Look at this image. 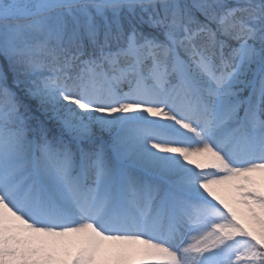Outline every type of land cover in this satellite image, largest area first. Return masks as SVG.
Here are the masks:
<instances>
[{"label": "snow or ice", "instance_id": "6c2138e0", "mask_svg": "<svg viewBox=\"0 0 264 264\" xmlns=\"http://www.w3.org/2000/svg\"><path fill=\"white\" fill-rule=\"evenodd\" d=\"M0 264H264V0H0Z\"/></svg>", "mask_w": 264, "mask_h": 264}, {"label": "rangeland", "instance_id": "374dc122", "mask_svg": "<svg viewBox=\"0 0 264 264\" xmlns=\"http://www.w3.org/2000/svg\"><path fill=\"white\" fill-rule=\"evenodd\" d=\"M151 119V118H150Z\"/></svg>", "mask_w": 264, "mask_h": 264}]
</instances>
